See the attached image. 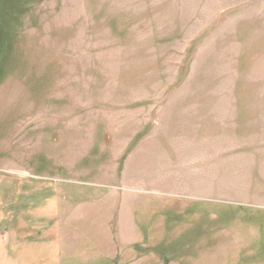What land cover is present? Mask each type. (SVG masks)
<instances>
[{
    "label": "rangeland",
    "instance_id": "obj_1",
    "mask_svg": "<svg viewBox=\"0 0 264 264\" xmlns=\"http://www.w3.org/2000/svg\"><path fill=\"white\" fill-rule=\"evenodd\" d=\"M0 264H264V0H0Z\"/></svg>",
    "mask_w": 264,
    "mask_h": 264
}]
</instances>
